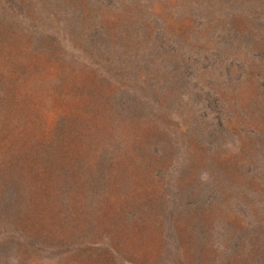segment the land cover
Returning a JSON list of instances; mask_svg holds the SVG:
<instances>
[{"label": "rangeland", "instance_id": "rangeland-1", "mask_svg": "<svg viewBox=\"0 0 264 264\" xmlns=\"http://www.w3.org/2000/svg\"><path fill=\"white\" fill-rule=\"evenodd\" d=\"M0 264H264V0H0Z\"/></svg>", "mask_w": 264, "mask_h": 264}]
</instances>
